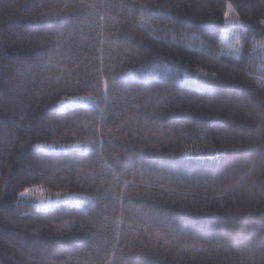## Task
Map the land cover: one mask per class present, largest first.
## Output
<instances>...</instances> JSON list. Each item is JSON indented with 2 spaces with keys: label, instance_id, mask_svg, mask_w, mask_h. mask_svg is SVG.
<instances>
[{
  "label": "trees",
  "instance_id": "trees-1",
  "mask_svg": "<svg viewBox=\"0 0 264 264\" xmlns=\"http://www.w3.org/2000/svg\"><path fill=\"white\" fill-rule=\"evenodd\" d=\"M81 2L0 0V264H264V0Z\"/></svg>",
  "mask_w": 264,
  "mask_h": 264
},
{
  "label": "snow or ice",
  "instance_id": "snow-or-ice-1",
  "mask_svg": "<svg viewBox=\"0 0 264 264\" xmlns=\"http://www.w3.org/2000/svg\"><path fill=\"white\" fill-rule=\"evenodd\" d=\"M80 9L81 10H86V9H91V10H98V9H101L103 7L102 4H98V3H88L87 0H82L81 4L79 5ZM227 11L224 12V17H225V20L230 23V24H233V25H239V16H235L234 19L230 20L229 19V13H234V9H233V6L231 4H228L227 5ZM140 12L142 15L144 14H147L146 11H145V8L144 7H141L140 8ZM99 21H104L105 20V17L104 16H99ZM260 24H264V20H261L260 21ZM98 36V43L103 46L104 43H105V40H104V37H103V26L101 25L100 27V31L98 32L97 34ZM237 43L239 44L240 41L239 39L237 40ZM101 51H103V48H101ZM235 53L239 54L241 49L240 48H235L234 49ZM101 63H103V60L101 59ZM101 72H103V69H101ZM197 73L198 74H201L205 80L198 85L199 89L201 92H203L204 94L206 95H211L213 93V89H212V86L208 83V78L210 77H215V73H208V72H202L201 69H197ZM125 75H131V74H125ZM123 78V77H121ZM199 77H197L198 79ZM115 79L116 78H113V81L112 83L115 84ZM77 83H79V81H77ZM96 86L93 85V89L95 90ZM104 88H105V93H107L108 91V81L105 80L104 81ZM77 100H88L90 103H93L95 104L96 101H92L90 100L89 97H77ZM63 103V101H62ZM222 127H227V125H221ZM241 131H248L247 129H243ZM93 136H95V133H93ZM96 144V140L95 139H91V140H84V141H78L76 145H73L72 147H81V146H87V145H95ZM100 144H101V151H102V148H103V141L101 140L100 141ZM38 147H43L41 145H38ZM48 147H51V146H48ZM90 151L94 150V149H89ZM219 154H213V156H210L209 159L212 160V159H216L218 157ZM249 156L251 154H248ZM257 161L254 160L253 161V164H255ZM258 162L259 164L261 165V167H264V153H262L259 158H258ZM117 162L116 161H113V164H116ZM130 182L129 181H125V185H128ZM36 189H33V188H25L23 191H21L19 193V196L21 198H24V197H28L30 196L33 192H35ZM61 194L60 193H57V196H60ZM119 198V197H117ZM41 200V203L43 204V198L40 197L39 198ZM72 199H76L75 197H73ZM50 203L52 201H49ZM105 220L108 219V217H104ZM227 219L225 221V228H226V225H227ZM117 225L120 223L119 220L116 221ZM114 240H115V244L113 245L112 249H111V252L108 253L105 257H103V260H104V264H115V260L113 259L114 255H115V252H116V245L117 244H123V240H122V236H121V232L119 231H116L114 232ZM127 246V245H125ZM108 250H106L107 252Z\"/></svg>",
  "mask_w": 264,
  "mask_h": 264
},
{
  "label": "rangeland",
  "instance_id": "rangeland-1",
  "mask_svg": "<svg viewBox=\"0 0 264 264\" xmlns=\"http://www.w3.org/2000/svg\"><path fill=\"white\" fill-rule=\"evenodd\" d=\"M83 104H86V102H84ZM65 108V105L61 106V109ZM33 189H36L35 192H33L30 196L28 197H24V199H29L32 200L36 203L37 206H41V207H45V206H50L53 204H57L59 202H63V201H74L76 202L77 205L82 206V203L84 201L81 200V198H83L82 196L79 195H69V196H49L46 194V191L40 187V186H35V187H31ZM40 197L43 198V204L41 203V200L39 199ZM73 197H75L76 199H72ZM49 201H52L51 203Z\"/></svg>",
  "mask_w": 264,
  "mask_h": 264
}]
</instances>
